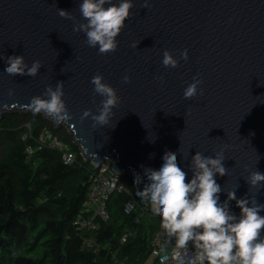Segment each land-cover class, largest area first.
<instances>
[{"label": "water", "instance_id": "1", "mask_svg": "<svg viewBox=\"0 0 264 264\" xmlns=\"http://www.w3.org/2000/svg\"><path fill=\"white\" fill-rule=\"evenodd\" d=\"M133 2L117 50L102 55L86 43L85 33L74 31L86 22L82 0H0V120L8 112H30L34 96L64 81L72 119L57 123L44 115L65 126L96 167L109 162L118 177L135 180L139 174L142 182L135 185L142 191L145 169L158 170L165 152L177 153L190 181L197 152L215 158L223 150L227 175L215 177L223 189L220 202L230 191L237 199L255 194L246 179L250 172L264 173V0ZM59 9L74 19L61 17ZM185 49L187 61L180 58ZM166 50L180 59L178 67L163 65ZM13 55L24 56L29 66L40 61L39 74H7L6 58ZM95 75L120 97L108 125L81 119L84 111L96 115L102 107L104 97L91 83ZM194 77L202 81L198 94L185 99ZM257 200L264 204V188ZM229 207L241 211L235 200Z\"/></svg>", "mask_w": 264, "mask_h": 264}, {"label": "trees", "instance_id": "2", "mask_svg": "<svg viewBox=\"0 0 264 264\" xmlns=\"http://www.w3.org/2000/svg\"><path fill=\"white\" fill-rule=\"evenodd\" d=\"M46 132L66 148L41 146ZM68 150L76 154L73 164L64 161ZM97 171L65 126L56 127L43 113H6L0 120V264H160L149 259L163 230L161 217L136 195L129 174L120 177L126 191H114L107 202L108 219L99 217L98 228L83 236L76 229L78 218L94 213L87 208ZM161 237L166 254L175 238ZM84 238L92 243L82 248Z\"/></svg>", "mask_w": 264, "mask_h": 264}, {"label": "clouds", "instance_id": "3", "mask_svg": "<svg viewBox=\"0 0 264 264\" xmlns=\"http://www.w3.org/2000/svg\"><path fill=\"white\" fill-rule=\"evenodd\" d=\"M133 0H82L79 11L86 22L75 25L74 31L86 34V43L105 55L115 52L118 48V36L126 26V20L131 16L134 8ZM146 7V5H145ZM59 15L74 19L66 10L59 9ZM139 44H134L137 47ZM181 59H189V50L181 53ZM5 72L9 75H27L35 77L39 74L42 64L34 61L31 66L25 62L24 56H10L6 58ZM163 65L176 68L180 64L169 51L163 53ZM130 76H124L123 82L129 83ZM184 92L185 99H192L198 94L201 80L193 78ZM91 83L94 92L104 97L99 114L93 115L86 110L81 119L89 116L99 125H108L113 115V109L120 103L117 90L104 83L102 75H95ZM14 90H9V96ZM199 94H203L200 89ZM64 81H58L53 87L48 85L43 95L34 96L30 102V109L34 114L43 113L55 119L57 123L72 119L70 110L63 99ZM163 164L158 169L147 168L145 175L148 183L136 195L142 200L150 202L153 211L161 217V227L169 238H175L177 251L174 257H182L179 250L187 249L191 242L196 251L195 260L198 264H264V204L259 203L257 195L264 188V173L258 170L250 172L246 179L249 192H257L244 198L237 199L236 191L228 192V200L220 202L219 193L223 191L215 177L227 175L224 166V151L215 153V158L197 152L191 160L190 170L192 178L187 179V172L178 163L177 153L165 152ZM142 177L135 175L134 183L139 185ZM235 200L241 209L239 215L230 210L229 201ZM168 256L161 257V264H165ZM150 261V259H149Z\"/></svg>", "mask_w": 264, "mask_h": 264}, {"label": "built area", "instance_id": "4", "mask_svg": "<svg viewBox=\"0 0 264 264\" xmlns=\"http://www.w3.org/2000/svg\"><path fill=\"white\" fill-rule=\"evenodd\" d=\"M40 145L41 146H49L51 148H57L58 150L63 151L66 147L61 143L58 138L54 137L53 134L46 132L40 137ZM42 148V147H41ZM67 150V149H66ZM32 147L27 148V152L29 154L33 153ZM69 151V150H68ZM65 152L64 153V161L66 164H73L76 159V154L74 152ZM111 163L104 162L102 165L98 166V171L93 175L91 181V187H90V194H89V208H87V211L93 209L94 213L87 217H80L78 218L74 225L76 229L79 231V233L83 234L87 233L89 231L96 230L98 228V221L97 219L100 217L103 220L108 219V213L106 210L107 202L111 196V194L114 191H120L124 192L126 191V188L124 185L120 184V177L114 175L110 171ZM91 208V209H90ZM127 211L130 212L134 208V203L131 201L127 205ZM151 212L153 215H157L151 206ZM232 212L239 215L241 211H235L232 209ZM166 233L163 229L159 232L157 239L155 241V250L152 254V258L159 259V262L161 264V257L164 255L168 256V260L165 262V264H181V258L174 257V253L177 251L175 242L172 246V250L166 254H161L160 252V245L162 242L161 234ZM123 241H126L125 238H123ZM83 245L82 248L85 246L91 245L90 239H83ZM182 257V264H198L195 260V254L196 249L194 245L190 242L187 249H181L179 250ZM207 264V262H206Z\"/></svg>", "mask_w": 264, "mask_h": 264}, {"label": "rangeland", "instance_id": "5", "mask_svg": "<svg viewBox=\"0 0 264 264\" xmlns=\"http://www.w3.org/2000/svg\"><path fill=\"white\" fill-rule=\"evenodd\" d=\"M153 260H154V258L151 257V258H150V261L152 262Z\"/></svg>", "mask_w": 264, "mask_h": 264}, {"label": "crops", "instance_id": "6", "mask_svg": "<svg viewBox=\"0 0 264 264\" xmlns=\"http://www.w3.org/2000/svg\"><path fill=\"white\" fill-rule=\"evenodd\" d=\"M150 263H151V261H150Z\"/></svg>", "mask_w": 264, "mask_h": 264}]
</instances>
